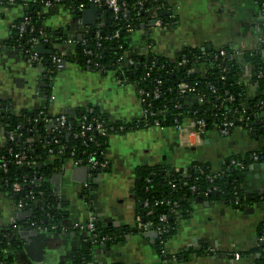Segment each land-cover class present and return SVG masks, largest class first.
Masks as SVG:
<instances>
[{
	"label": "crops",
	"instance_id": "0c3cea01",
	"mask_svg": "<svg viewBox=\"0 0 264 264\" xmlns=\"http://www.w3.org/2000/svg\"><path fill=\"white\" fill-rule=\"evenodd\" d=\"M20 1L0 6V100L8 103L12 113L18 115L46 105L50 114H57L68 107L77 111L94 105L112 120L128 121L140 115L135 85L117 79L113 72L84 69L75 60L64 59L49 84L48 76L43 79L47 75L43 63H30L19 48L3 44L11 36L13 22L24 15ZM165 1L168 9L164 10L170 11L173 23L151 26V20H158L157 14L164 11L158 13L155 9L151 19L130 31L128 52L151 51L172 59L185 46H205L215 51L227 46L241 67L239 80L246 86V94L256 96L258 83L243 53L261 51L264 62V8L256 0ZM42 12L44 25L61 39L81 35L93 27L79 21L82 12L61 4L43 8ZM103 17V13L97 15V23ZM64 47L67 53L73 52L72 46ZM42 81L47 85L42 86ZM183 100L189 104L196 97L191 94ZM259 119L264 125V117ZM184 123L193 126L188 118ZM2 133L0 121V148L4 143ZM259 149H264V131L257 136L242 125L226 135L215 127L208 128L196 139L191 136L188 145L179 141L175 126L110 134L106 146L108 168L101 171L99 180L83 165L65 163L63 169L53 172L50 183L57 196L56 208L59 205L58 209L66 212L67 222H82L94 215L108 231L119 230V240L109 247L97 246L90 243L84 231H42L33 227L35 233L29 230L18 236L19 230L29 226L25 223L28 217L19 221L14 199L0 192V225L11 226L9 238L16 239L7 249L12 264H74V256L81 250L89 252L86 264H256V254L246 251L256 245L264 201H249L235 209L221 200L192 197L189 213L176 220L175 232L165 243L167 253L161 257L154 246L155 229L140 231L143 225H151L138 214L133 186L136 168L142 165L185 169L192 161H203L218 170L228 158L236 156L246 163L241 191L263 198L264 162L253 157ZM53 158L47 155L44 162L50 163ZM234 253L240 257L236 259Z\"/></svg>",
	"mask_w": 264,
	"mask_h": 264
},
{
	"label": "trees",
	"instance_id": "16d2710c",
	"mask_svg": "<svg viewBox=\"0 0 264 264\" xmlns=\"http://www.w3.org/2000/svg\"><path fill=\"white\" fill-rule=\"evenodd\" d=\"M79 1L60 0L54 6L61 4L66 8L73 9V6ZM120 1L123 4L122 9L116 16L108 10L103 21L89 28L83 34L72 37L76 41L73 52L64 55V59L75 60L80 67L95 71L96 68L92 63L96 62L103 68V74L113 72L117 79L133 82L137 88H144L150 92L157 88L159 96L148 99L151 102V114L148 115L146 121L139 120L138 117L128 121L112 120L94 105L83 109L79 108L73 114L66 113L69 116V130L62 131L55 126L50 129L59 136L67 148L64 154H58L56 145L51 143L54 158L50 163L44 162L47 150L43 147V141L32 143L31 147H28L27 138L32 135L28 130H22V136L3 143L0 156L4 157L7 169L4 171L0 166V190L9 189L14 182L21 184L19 191H11V197L15 202L22 199L24 201L22 209L33 211V214L27 218V222L36 220L43 224H49L66 218V212L56 208L57 196L50 183L51 175L61 166L64 157L69 155L71 149H74V157L80 165H87L89 154H93L98 161H102L104 156L100 154V151L106 149L110 134L147 128L155 120L161 126H174L176 122L184 123L187 118L190 120L202 118L206 123V129H208L219 124L223 117L222 113L228 109L235 110L232 118L233 127L242 125L257 136L264 131L263 119H259L261 116L264 117V62L261 51H245L243 53V59L252 66V77L258 83V94L249 97L246 94V86L242 80H239L240 65L232 57L227 58L228 55L232 56V51L227 46L224 47L226 51L224 56H219L218 50L189 46L183 47L172 59L151 51L128 52L129 33L126 26L130 25L133 30L137 29L142 22L151 19L149 8L155 7L159 13L160 10L168 9V6L165 0H146L141 5L137 3V0ZM4 5L7 3L0 4V6ZM54 6L49 9H53ZM24 16H27L30 22L26 26V30L18 37L16 29L12 27L10 38L3 44L19 48L26 56L38 46V44L31 46L32 42H29V39L37 36L38 30L42 26L45 31H51L44 25L45 17L40 2H29ZM157 17L161 20L162 25L166 26L171 25L174 21L170 15L160 16L157 14ZM22 18L23 16L13 23H19ZM96 31L99 36H96ZM115 31H118V36H114ZM51 34L54 36V42H61L60 37L55 36L53 32ZM17 44L20 45L17 46ZM45 47L51 48L52 45ZM85 50H91L92 54H85ZM94 53H97V56H94ZM43 56L46 59L49 54H43ZM129 58L132 63L126 62ZM182 58H185V63L177 65V62ZM88 59L91 63L87 64ZM158 80L160 83H157ZM180 82H186L194 90H190L184 95L179 94L177 86ZM211 88H214L216 92H212ZM197 93L203 95V102H198L196 98V101L184 104V97ZM228 94L233 96L232 101L225 100L219 109L213 107L214 104L219 105ZM241 106L245 107V117L238 120L237 116L240 114ZM90 109L91 111H89ZM34 111L17 115L10 111L7 102L0 100V121L3 131L15 128L17 122L24 120ZM96 120L107 128V134L102 135L96 130H92L89 133L93 140L81 143V137L76 134L82 128V122L94 124ZM120 125L123 126L122 129H119ZM47 128L45 125L40 126L37 131L45 135ZM44 140L45 142L49 141V135H45ZM8 147L11 148V154L6 151ZM22 150L26 152L27 158L36 161L35 165H19L14 162V154ZM255 152L256 161L264 162V149ZM234 158L240 159L236 156L230 157L218 170H213L208 162L203 161H192L185 169H167L161 165H142L136 168L133 192L138 214L144 218V223L149 222L148 224L153 229L158 223L159 215L162 213L167 215L165 222L167 230L157 235L154 245L161 257L163 255L161 249L164 244L159 240L166 242L175 232V222L178 218L189 213V201L192 197L201 196L207 201L221 200L235 209L242 208L249 201H264V197H253L241 191L240 182L246 169V163L240 159L243 166L230 164V160ZM107 168L108 165L101 170ZM30 189L33 190V197L25 198ZM236 201L238 202L236 203ZM36 204L37 206H35ZM44 204L45 207H43ZM95 223L101 233L114 235L112 240L105 243L106 247L119 240V230L108 231L97 219H95ZM10 230L11 226L0 225V264H12L13 258L7 249L13 241L16 242V239L9 238ZM263 234L264 218L257 224V238ZM246 252L256 254V264H264V251L261 246L255 245ZM89 261V252L81 250L74 256V264H86Z\"/></svg>",
	"mask_w": 264,
	"mask_h": 264
},
{
	"label": "built area",
	"instance_id": "2783aa9c",
	"mask_svg": "<svg viewBox=\"0 0 264 264\" xmlns=\"http://www.w3.org/2000/svg\"><path fill=\"white\" fill-rule=\"evenodd\" d=\"M15 0H0V4H2V2H5L7 4H11L12 2H14ZM60 0H21L20 3L22 4L24 11L27 8V5L29 2L35 3V2H40L42 4V9L43 8H52L54 5H57L59 3ZM146 0H137V3L139 5H141L143 2H145ZM259 5L261 6V8H264V0H256ZM94 5L99 9V14L103 13L104 15V7L106 9H108L109 11H111L115 16L118 14L119 11H121L122 9V3L120 0H80L79 2H77L73 8L75 11H77L78 13H81L84 9L88 8L89 6ZM6 6V5H5ZM55 7V6H54ZM155 7L153 8H149L148 12H150V15L152 16L155 11ZM156 17V16H155ZM153 17V18H155ZM104 19V18H103ZM160 23L161 20H155V23ZM29 18L27 16L23 15V18L21 19V21L17 24L13 23L11 25V28H15L17 33H18V37H20L23 32L26 30V26L29 24ZM31 30V29H30ZM88 30V29H87ZM86 30V31H87ZM126 30L128 31V33H130L132 29V27H130V25L126 26ZM85 31V32H86ZM96 36L98 35V31L95 32ZM114 36H118V31H115ZM54 36L51 34V32H47L44 30V27L42 26L39 30H38V35L35 37H31L29 39V42H32V45L35 44H40L42 46H48V45H52V47L49 49L51 50V53L49 54L48 57V64L45 67V70L47 72V76H48V81L49 84H51L52 80H53V76L55 74V72L59 69V66L61 65L62 61L64 60V55L67 54V50L64 46H66L67 44L72 46L74 48L75 45V39L70 37V38H65L62 39L61 42H54L53 41ZM20 44H17V46ZM99 45V44H98ZM31 48V47H30ZM85 54L87 55H91L92 51L91 50H85L84 51ZM218 54L219 56H224L226 54V51L224 49H220L218 50ZM94 56H97V53H94ZM27 60L30 63H43L44 62V56L43 54H40L37 49L32 50L31 53L29 55H26ZM121 58V56H120ZM90 59L87 60V64L91 63L89 62ZM185 58H182L180 61L177 62V65H181L185 63ZM127 63H132V60L129 58L126 61ZM94 68H96V71L102 72L103 73V68L101 66H99L98 63L93 62L92 63ZM51 81V82H50ZM133 83V82H132ZM157 83H160V80L157 81ZM134 84V83H133ZM135 85V84H134ZM135 89L137 92V96H138V101L140 104V115L138 116L139 120H143L146 121L147 117L149 114H151V102L148 100L150 97L153 98H157L159 96V92L157 90V88H155L152 92L144 89V88H137L135 85ZM212 92H216L214 88H211ZM190 90H194L193 87L189 86L186 82H180L177 86V91L179 94L184 95L186 94L188 91ZM194 96L197 98L198 102H203L204 97L201 94H194ZM233 96L231 94H228L226 96V98H224L219 105L214 104L213 107L216 109H219L222 105L223 102L225 100H227V102L232 101ZM91 111V109L89 110ZM235 113V110L228 109L226 111H224L222 113L223 117L222 120L219 124H215L214 127L217 129V131L221 134V135H226L229 130L234 126L232 118L233 115ZM245 107L241 106V110H240V114L239 116H237L238 120H242L245 116ZM69 116L66 114V112H60L57 114H50L47 111L46 105H42L40 108H38L37 110H35L34 112H32L31 114H29L27 116V118H25L22 121H19L16 123L15 128L11 129H6L5 131H3L2 135H3V140L4 143L7 141H11L14 140L16 137L22 136L23 132L22 130H28L32 135L30 137L27 138V143H28V147H31L32 143H39L43 141V147L46 148L47 150V155H52L54 156L53 153V149L50 146V144H54L56 145V152L58 154H64L65 150L67 148V145L60 140L59 136L56 135L50 128H52L53 126L60 128V130H69ZM147 124V123H146ZM29 125V126H27ZM46 126L47 130H45L46 134L45 135H49V141L45 142L44 137L45 135L42 133L40 134L37 130L38 127L40 126ZM192 127L187 126L185 123H175V127L178 131L179 134V141L182 144L188 145L190 144V137L193 136L194 139L198 138V136L203 133L206 130V123L202 118L199 119H192ZM123 126H119V129H122ZM148 127H162L158 121H154V123L152 125H149ZM92 130H96L97 132H99L102 135H106L107 134V128H105L102 123L100 121H95V123H88V124H84L82 122V128L80 129L79 133L76 134L77 136L81 137V143H85L88 141H92L93 137L92 135H90L89 132H91ZM22 148V146H20ZM1 149V148H0ZM8 154H11V148L8 147L6 149ZM100 154L104 156V159L102 161H98L93 154H89L88 158H87V167L90 169H102L104 167H106L108 165V160L106 157V149L100 151ZM46 155V156H47ZM255 159H257V155L254 154L253 156ZM3 156H0V166L1 168H3L4 171H6V161L3 159ZM13 160L16 164H25V165H35L36 161L33 159H29L27 158V154L25 151H20L19 153H15L13 156ZM65 163H72V165H80L79 161L75 159L74 157V149L70 151L69 155H67L66 157H64V161L61 164V166H59L57 169H63L64 164ZM230 164H234L237 166H243V162L240 159H231L230 160ZM21 189V184L18 182H14L12 184V186L9 189H5V190H0V192H4L7 193L9 196H11V191L15 192V191H19ZM208 193V192H207ZM205 193V194H207ZM31 198L33 197V190L30 189L27 194L25 195V198ZM238 201H236L237 203ZM16 208L17 210H21L23 205H24V201L22 199H19L17 202H15ZM166 214L162 213L159 215L158 217V223L155 227V231L157 233V235L162 234L163 232H165L167 230V225H166ZM95 219L96 217L94 215H91L87 218V220L85 221H76V222H67L65 219H61L59 222H55V223H47V224H43L42 222H37L36 220H31L29 222H27V225L36 228L38 230H42V231H50V230H57V229H62V230H66V229H74L77 231H84L88 233V238L90 240L91 244L94 245H104L106 242L112 240L114 238V235L110 234V233H101L97 227H96V223H95ZM14 227H16V225H13ZM145 227V226H143ZM160 243L164 244V247L161 249V253L163 254V256L166 255L167 251H166V246L164 241L159 240ZM256 245L261 246L262 251H264V234L261 235L259 238H257L256 241ZM234 257L236 259H238L240 257L239 253H234Z\"/></svg>",
	"mask_w": 264,
	"mask_h": 264
},
{
	"label": "water",
	"instance_id": "95a60500",
	"mask_svg": "<svg viewBox=\"0 0 264 264\" xmlns=\"http://www.w3.org/2000/svg\"><path fill=\"white\" fill-rule=\"evenodd\" d=\"M104 9H105L104 10V15H106L107 12H108V9H106L105 7H104ZM169 13H170L169 10H164V11H161L159 13V15L160 16H163V15H166V14L168 15ZM81 15L82 16H81V19H79V21L82 24H84V25L89 24L91 26H96L97 25V19H98L97 18V15H99V9L96 6L91 5L88 8L84 9L82 11ZM150 23H151L150 24L151 26H154L156 24L153 19L151 20ZM202 49H206V47L204 46V47H202ZM207 49L209 50L208 47H207ZM37 50L40 51V53H44V54H50L51 53V49H49V48H47L45 46H42V45H38L37 46ZM230 57H231L230 55L227 56V58H230ZM47 64H48V58H46L44 60V66H46ZM63 64H64V62H63ZM46 78H47V75L45 74L43 76V79L45 80ZM45 84H46V82L45 81H42L41 85L44 86ZM44 97H46V95ZM64 112H66L68 114H73V113L76 112V109L75 108H72V107H68V108H66L64 110ZM83 166L86 167L87 172L93 173L98 180L100 179V175H101V171H102L101 169H96V170L95 169H88V167L86 165H83ZM35 206H37V204ZM43 207H45V204L43 205ZM57 208H59V205H58ZM32 214H33V211L32 210H25V209L18 210V212H17V219L19 221H25L26 217H30ZM151 228H152L151 226H146L143 229H141L140 231H142V232L144 230H148L149 231ZM29 230H30V232L35 233V231H32V227L31 226H26V227H24V230H21V231L19 230L17 232V234H18V236H21L22 237L23 234H28L29 233ZM103 264H107V262L106 261H103ZM112 264H115V263H112Z\"/></svg>",
	"mask_w": 264,
	"mask_h": 264
},
{
	"label": "flooded vegetation",
	"instance_id": "af4514ba",
	"mask_svg": "<svg viewBox=\"0 0 264 264\" xmlns=\"http://www.w3.org/2000/svg\"><path fill=\"white\" fill-rule=\"evenodd\" d=\"M46 85H47V83H46ZM97 246H99V245H97Z\"/></svg>",
	"mask_w": 264,
	"mask_h": 264
},
{
	"label": "rangeland",
	"instance_id": "374dc122",
	"mask_svg": "<svg viewBox=\"0 0 264 264\" xmlns=\"http://www.w3.org/2000/svg\"><path fill=\"white\" fill-rule=\"evenodd\" d=\"M53 88H55V87H53ZM55 90V89H54Z\"/></svg>",
	"mask_w": 264,
	"mask_h": 264
}]
</instances>
